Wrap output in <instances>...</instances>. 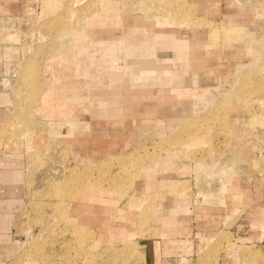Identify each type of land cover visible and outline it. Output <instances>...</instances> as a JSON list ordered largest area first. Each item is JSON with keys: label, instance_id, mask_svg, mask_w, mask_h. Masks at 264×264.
Returning a JSON list of instances; mask_svg holds the SVG:
<instances>
[{"label": "rangeland", "instance_id": "1", "mask_svg": "<svg viewBox=\"0 0 264 264\" xmlns=\"http://www.w3.org/2000/svg\"><path fill=\"white\" fill-rule=\"evenodd\" d=\"M166 19L174 26L157 25ZM143 29L191 42L178 64L157 51L183 84L150 81L120 109L81 112L108 80L96 60L118 56L98 38ZM0 86L12 100L2 147L30 164L20 240L0 264H264L253 228L264 207V0H0ZM48 90L55 109L39 111ZM71 102L78 111H58ZM176 103L180 116L164 109ZM218 213L226 221L212 229Z\"/></svg>", "mask_w": 264, "mask_h": 264}, {"label": "crops", "instance_id": "2", "mask_svg": "<svg viewBox=\"0 0 264 264\" xmlns=\"http://www.w3.org/2000/svg\"><path fill=\"white\" fill-rule=\"evenodd\" d=\"M166 20H157L158 26H174L172 21ZM158 21L165 24H159ZM241 27L242 26H234L232 28H228V30L236 31ZM143 30L144 31L141 34H129L127 37L123 38H98V40L108 39L116 41V54H118V56L112 58L105 57L104 59L96 60L95 66L97 72L105 74L108 80L103 86L90 91L86 110L81 112L95 115L97 110L109 112L110 110L114 111L120 109L118 102L121 98L128 102H134V99L138 95L137 91L134 89H136L140 84H147L150 81H154L153 84L158 87H171L174 85L180 86L183 84L181 77L178 76V72H174L172 69L165 67L166 63H169L168 60H165L164 62H159V60H157V51L158 49H172L174 56L170 60L174 62V64H178V59L180 60L181 56H186L189 59L188 56L192 55L191 52L193 50L191 42L187 38L177 37L176 33L173 31L159 30L158 32L153 33V35L151 33L152 31ZM152 35L154 38H151L153 37ZM213 37L214 36L212 34L211 38L213 40V44H206V47L215 46L214 43H217V41H215ZM145 40L147 41L146 43L144 42ZM168 42H172V44L170 45ZM147 43H151L149 45L151 46L150 49L148 48L149 46ZM157 44H161V46L157 47ZM72 54L73 50L71 52L62 53L52 52L48 58V66L51 67L55 65L57 59L63 57L67 58L69 62H71ZM158 66H161V69L164 70L162 75L158 72ZM206 89L193 88L192 95L194 97H198L200 96V92L203 90L205 91ZM174 90L180 91L179 88H175ZM41 99L39 100L38 106ZM11 103V94L6 88L0 86V133L10 114ZM177 103L169 107H164V109L168 113L174 112L176 115L180 116L182 115L183 110L177 106ZM193 106L194 102L189 103L188 108L193 109ZM77 120L82 128L89 125V121L83 117L81 118V116L78 117ZM69 124L72 127V121H70ZM195 140L194 143H200L195 142ZM29 169L30 164L28 162V158L24 154L19 155L5 151L2 147V140L0 136V258H7L10 255V251L16 247L20 240V238H18L20 236L18 231L19 228H21L20 218L30 199L26 176ZM228 185V188L230 187L233 189V182ZM238 197L239 196H237V198ZM262 198L264 200V190L262 192ZM100 201L106 202L107 200L100 198ZM262 204H264V202ZM180 208L184 212L187 211L183 206ZM263 210L264 207L261 208L258 217L255 218V222L253 223V228H260L263 230L261 235L258 236L259 239L264 238V223L262 220L264 215ZM214 218L216 221H212V223L210 222L209 224V227L212 229H217L221 223L226 221V218L224 216H220L219 213L216 215L214 214ZM194 226L197 229L204 227V225L202 226L199 221L194 224ZM126 233L128 234V232ZM131 234L132 232H129V235ZM251 239L256 240L257 238L253 236ZM179 246H184V244H179ZM187 256L189 257L190 255ZM187 256L182 258H187Z\"/></svg>", "mask_w": 264, "mask_h": 264}, {"label": "bare ground", "instance_id": "3", "mask_svg": "<svg viewBox=\"0 0 264 264\" xmlns=\"http://www.w3.org/2000/svg\"><path fill=\"white\" fill-rule=\"evenodd\" d=\"M167 21V20H166ZM159 24H162V22L160 23V21H159ZM158 25V24H157ZM83 33V32H82ZM80 36V35H79ZM84 36V35H83ZM153 36V35H152ZM148 38H150V37H148ZM151 38H154V36L153 37H151ZM141 39H142V36H141ZM144 39V38H143ZM78 40V39H77ZM88 40V39H87ZM147 40V39H146ZM144 41L145 43L147 42V41ZM132 41V40H131ZM144 42H142V43H144ZM80 43V42H79ZM148 44V43H147ZM151 44V43H150ZM150 44H148V46L150 45ZM78 45V44H77ZM82 45V44H81ZM143 45V44H142ZM75 47V46H74ZM153 47H154V45H153ZM77 48V47H76ZM154 50V49H153ZM86 54V53H85ZM79 57H81V56H79ZM80 59H82V58H80ZM78 60V59H77ZM62 62V61H61ZM55 64L57 65V62H55ZM54 69H50V70H48L49 72H48V74L47 75H49V77L52 75V73H51V71H53ZM106 77V75L104 76L103 75V78H105ZM69 78V77H68ZM107 78V77H106ZM70 79V78H69ZM102 79V78H101ZM63 80V79H62ZM73 80V79H72ZM96 80V79H95ZM107 79H105L104 81H106ZM57 81H58V79H57ZM65 81V80H64ZM67 81V80H66ZM93 81V80H92ZM98 81V80H97ZM59 82V81H58ZM99 82V81H98ZM100 82H101V80H100ZM61 84V83H60ZM59 84V85H60ZM67 84V83H66ZM104 84V83H103ZM166 84V83H165ZM102 85V84H101ZM99 86H100V84H99ZM112 86V85H111ZM53 89V88H52ZM54 91V90H53ZM53 91H51V90H48V91H46L45 92V95H43L44 97H42L43 99H41L42 100V102H41V104H43L42 106H41V108L39 107V111L41 110L42 112L44 111V110H49V109H52V107H54V102H53V97H54V93H53ZM68 93V92H67ZM65 98V97H64ZM70 98V97H69ZM66 102V101H65ZM75 103V102H74ZM74 103L73 102H71L70 104L68 103V104H63V106L61 107V108H59L58 109V111L60 110H62L63 111V113H65L66 114V112L68 113V111L69 110H72V111H74V112H76V111H78V110H74ZM78 103V102H77ZM83 103V102H82ZM54 109H55V107H54ZM49 111H51L52 112V110H49ZM58 111H57V113H58ZM59 111V112H60ZM61 111V112H62ZM54 112V111H53ZM55 112H56V110H55ZM54 112V113H55ZM60 114H62V113H60ZM65 115H63V117H64ZM67 116V115H66ZM62 117V116H61ZM77 117V116H76ZM78 118V117H77ZM61 119V118H60ZM65 119H66V117H65ZM75 119V118H74ZM74 119H72V120H74ZM71 120V121H72ZM65 121V120H64ZM70 121V120H69ZM78 123V122H77ZM77 123L74 121V123H72V124H74V125H77ZM264 211V210H263ZM262 220L264 221V215H263V218H262Z\"/></svg>", "mask_w": 264, "mask_h": 264}]
</instances>
